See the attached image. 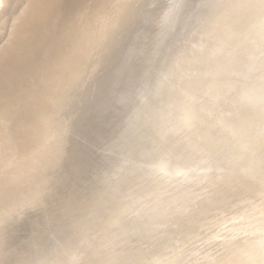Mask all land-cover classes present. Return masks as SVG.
Instances as JSON below:
<instances>
[{
  "label": "rangeland",
  "instance_id": "1",
  "mask_svg": "<svg viewBox=\"0 0 264 264\" xmlns=\"http://www.w3.org/2000/svg\"><path fill=\"white\" fill-rule=\"evenodd\" d=\"M148 1L152 4L151 7L157 5L155 6L156 9L152 7V12L154 11L153 14L155 16L153 17L152 14L151 18L153 20L150 19L149 25L147 24V34L149 35H146L145 48L143 47L142 49L144 51L141 52V57H138L140 59L137 60L139 63L137 62L138 65L136 64V67L140 71H137L135 67L133 75L138 73L135 76L132 75L127 81V84L130 83L129 85L132 88L126 84L124 86L125 89H123L128 93H125L122 89V92L120 91L122 95L120 92L116 94V99L119 94L120 97H118L117 101H113L115 108L112 107L114 111H111L109 115L108 125L102 128L103 131L100 130L99 133L94 134L92 128L94 121L93 117H91V109H82L80 113H77V111L79 110L78 106L90 97L87 93L94 90L98 81L105 74L106 65L111 63V59L99 62L107 48L105 38L107 34L113 33L112 35H114L120 29L123 24L122 21L126 19L125 17L129 16L131 18V16H136L141 11L144 3ZM151 1H105L100 15L101 18L99 17L97 21L99 27L98 42H92L85 46L86 56L83 59L84 61L82 60L79 63L83 71H77L79 73L77 78L74 77L72 80L73 84L71 83L66 88L64 103L56 104L57 106L54 104L55 110L52 114V119L56 127L58 126V129H62L56 131L55 127L51 130L49 129L50 131L45 135L42 145H39V152L32 162H25L21 152H14L15 162H12V168L4 171L1 176V179L7 178L12 183H18L20 189L27 194H25L20 205L15 206L10 214H8V217H0V229H3L5 235L10 237L11 249L22 248L24 251H29L35 258L34 264H54L56 257L63 256L66 252L67 255L63 264H81L86 260L87 262L92 261V264L95 261V264H111L114 261H118V264H139V261L133 257L147 252V250H150L148 253L152 251V256H148L145 262L147 264H155L156 259L160 256H162L161 261L165 263L170 262V264H237L238 262H241V264H264V236L258 234L250 236L239 231L240 228L245 226L261 227L264 229V183L256 184L251 189H245L247 181L251 180L254 174H256L255 171H252L249 175H245L243 168L246 164H240L241 161H237L239 164L233 166L228 180L220 177L217 178V175L226 172L227 168L231 167V161H228V164L223 163L217 169L212 170L211 181H198L194 183L193 178L186 179L178 185L179 191L171 199V203L166 205L165 201L173 195H169L170 193L168 192L171 188H174L175 181L172 180V172L176 169L178 163L187 162L196 152L206 149L217 152L222 150V146H226V143L221 142L223 130L219 129L216 130L218 132H214V138L207 145V148L201 147L193 151L191 140L199 133L198 125L188 130L184 129L177 135H171L163 139L160 132L173 123L176 112H174V108L172 107L166 110L163 116L158 117L157 115L161 109L173 104L181 105L180 109L182 110H188L202 104L205 100L207 91L218 72V70L211 68V64L216 54L226 47L229 42L228 35L225 32L228 28L227 25L229 24L228 26H230L232 23L231 19H233V15L230 14L232 0H219L215 7L205 12L186 10L189 0ZM23 2L24 0H21L19 3L18 9L20 11L18 10L15 14L17 17L23 12L24 8L26 10V6L31 0ZM149 2L148 4H150ZM159 2H162V6ZM157 10V13L161 14V16L157 13L155 14ZM162 11H164L163 14ZM95 12V9L89 7L79 13L77 15L78 26L81 27V24L84 22L82 19L86 14L90 13L93 16ZM188 15L189 18H186ZM25 17L26 13L22 14L20 19H24ZM14 20V15L13 17H8V27L4 31L5 35H3L5 37L0 39V52L13 27L12 25H14ZM151 21L153 22L152 24ZM112 27L114 28L112 29ZM47 34L51 35L52 33L47 32ZM73 35L69 50L74 49L79 42L77 41V31ZM152 37L153 40L151 39ZM148 39H151V42ZM257 42L258 40L254 41L253 44ZM144 59L145 61H143ZM140 61L144 64L140 63ZM68 79L71 80V77L69 76ZM130 79L134 83H131ZM29 80L30 84L36 87L38 93L43 94L46 92V88L43 87L44 85L36 82L35 78H30ZM119 98L121 99L119 100ZM230 100L229 102H231ZM234 102L235 99H232L231 106L224 108L222 117L231 115V119L239 124V132L242 134L247 130L252 119L250 114L247 113L246 115L244 113V108H241L240 104H233ZM64 104L65 106L62 107ZM116 104L119 105L115 106ZM115 119L117 120L116 122ZM106 128L109 129V132H107ZM118 131L120 132L118 133ZM110 134L111 136H109ZM115 134H120L118 139ZM112 138L114 143L112 142ZM107 142L109 143L107 144ZM16 143H19V141ZM116 143L119 146L115 145ZM202 143L203 141L199 144ZM109 144L111 145L106 146ZM97 145L100 146V149L97 148ZM112 146L115 147V150L114 148H110ZM233 146L235 148L239 147L238 142L233 143ZM252 151V156L254 157L256 155V147ZM115 154L117 157L114 156ZM150 154L153 157L150 162H146L145 160ZM106 155H110L112 159ZM109 160L111 162L110 166ZM166 160L170 161L171 166L166 172L157 174L155 169L159 162ZM99 162H102V166ZM104 164L108 167H116L117 165L118 169L114 167V170L118 175H115L117 173H114L113 168H107ZM109 170L113 171L110 172ZM106 172L109 173L107 174ZM104 174L106 177H103ZM119 174L121 175L118 178ZM100 179L102 181H99ZM114 179H117L119 182ZM116 182L117 185L115 184ZM116 186L118 188L120 186V188L118 189ZM108 188H110V194ZM104 190L107 192H103ZM119 190H121L120 193L122 195L119 193ZM224 190L230 191V200L225 206L215 205L213 200L221 194L220 191ZM102 195L106 196L105 199H103ZM113 195L116 200L110 198L111 196L114 197ZM116 196H118V199ZM107 199H112L113 201H108ZM117 200L118 202H116ZM107 204L108 206L106 207L105 205ZM258 204H260V207H258ZM126 205L129 206L127 207ZM99 209H103L104 211L102 210L101 212ZM186 210H188L187 215ZM106 211L117 213L116 216L121 215L117 216L119 217L117 218L114 213H107L110 214L109 217L104 213ZM102 213L106 216H102ZM233 215H236V219L234 220L232 219ZM159 217L163 219L159 221L160 223L156 222ZM191 217L200 221L201 225L197 227L193 235L184 241L182 239L183 236L180 234L182 231L188 229ZM116 221L118 222L116 223ZM83 223L88 225L83 228L81 226ZM76 228L77 230L73 231ZM166 229H174V232L171 234L172 236L165 233ZM100 231L101 233H99ZM79 233L81 234L78 236ZM162 235L163 237H161ZM167 237L168 239H166ZM154 240H160L158 241L161 246L159 256L154 251V245L157 242ZM112 241L116 246L112 244ZM119 241L123 242L116 243ZM73 242L74 245L71 246ZM173 243L177 247L174 253L171 249L167 251V249L174 245ZM108 245L112 247L109 248L110 246ZM244 245H251V249L242 252L241 248ZM166 246L170 247L167 248ZM165 248L166 250H164ZM124 251L125 253L123 254ZM115 254L119 258L121 257V259ZM166 254H168L167 257ZM107 255L108 258L110 257L111 262L107 259ZM149 258L150 260L148 261Z\"/></svg>",
  "mask_w": 264,
  "mask_h": 264
},
{
  "label": "water",
  "instance_id": "2",
  "mask_svg": "<svg viewBox=\"0 0 264 264\" xmlns=\"http://www.w3.org/2000/svg\"><path fill=\"white\" fill-rule=\"evenodd\" d=\"M20 1L5 0L0 6V39L5 35L4 31L7 29L8 17H13L14 15L13 24L21 22L23 18L20 19V16L27 13L34 3V0H31L26 6V10L24 8L23 12L17 17L15 14L18 12ZM148 2L144 3L141 11L136 16H131V18L126 16L120 29L117 30L118 32L116 31L114 35H112L113 33L107 34L105 38L107 48L99 62L111 59V63L106 65L105 74L98 81L94 90L87 93L90 97L78 106L79 110L77 111V113H80L82 109H91V117H93L94 121L92 127L94 134L99 133L103 127L108 125L114 98L116 94L122 91L134 73L138 57L147 38V24L152 15V4H148ZM218 2L219 0H189L186 10L205 12L215 7ZM87 5L86 8H89L90 5ZM230 14L233 15L232 23L230 26H228L229 24L227 25L228 28L225 32L228 35L229 42L226 47L216 54L211 64V68L218 70V72L207 91L203 103L188 110H182L180 109L181 105L173 104L161 109L157 115L158 117L163 116L166 110L172 107L174 112H176L173 123L160 132L163 139L198 125L199 133L191 140L193 151L201 147L207 148V145L214 138V132L219 129L224 132H222L221 142L226 143V146H222V150L217 152L208 149L199 151L189 158L187 162L178 163L176 169L172 172V180L175 181L174 188H171L168 192L170 193L169 195H173L165 200L166 205L171 203V199L179 191L177 187L182 181L192 178L194 183L211 181V171L217 169L223 163L228 164V161H231V167L227 168V171L223 174H218L217 178L228 180L233 166L239 164L237 161H241L240 164H246L243 168L245 175H249L252 171L256 172L254 177L245 184V189H251L256 184L264 183V102H261L262 98H264V21L258 24V19L264 18V0L259 3L255 0H232ZM186 18H189V15ZM255 23L257 25L254 26ZM8 39L9 37L4 43L0 54L4 51L6 44H8ZM98 39L99 34L94 42L97 43ZM257 40L258 42L253 44ZM80 70L82 71V68ZM65 90L56 98L55 103L57 105L64 101ZM233 98L235 99L233 104H240L244 108V113L246 115L247 113L250 114L252 119L247 130L242 134L239 132V124L231 119V115L222 117L224 108L231 106L230 103H232ZM64 106L65 104L62 105V107ZM50 118L52 128L55 127V131L62 129L60 126V129H58V126L56 127L52 114ZM201 141L203 143L199 144ZM237 142L239 147L235 148L233 143ZM255 147L256 155L253 157L252 150ZM198 156L200 157L197 158ZM152 157L153 155L150 154L145 161L150 162ZM200 162H202L201 165ZM12 166V162L0 163V217L5 216V218L9 216L8 214L15 206L20 205L25 197V193L20 189L18 183L5 182V179H1L3 172L11 169ZM170 166L169 161H161L155 169L156 173L166 172ZM2 189H4L3 192ZM220 193L213 200V203L217 206H225L230 200V191L224 190L220 191ZM259 205L258 207H260ZM235 216L233 215V220L236 219ZM161 218L159 217L156 222L160 223L159 221L163 220ZM192 218H190L188 229L180 234L183 236L182 239L184 241L193 235L197 227L201 225L200 221ZM87 225L86 223L81 224L83 228ZM77 228L73 231H76ZM239 231L250 236L257 234L264 236V229L261 227L245 226L240 228ZM173 232L174 229H166L165 231L169 235ZM10 244V237L5 235L3 229H0V264H34L35 258L29 251H24L22 248L11 249ZM73 245L74 242L71 246ZM250 247L251 245H244L241 251L250 250ZM176 248V244L170 247L173 253ZM154 249L156 255L158 254L159 256L161 249L159 242L154 245ZM66 255L67 252L63 256H57L54 264H63ZM149 255L150 253L144 252L133 258H136L139 264H144ZM161 257L156 259L155 264H170L161 262ZM81 264H92V261L87 262L86 260ZM111 264H118V262L115 261ZM237 264H241V262Z\"/></svg>",
  "mask_w": 264,
  "mask_h": 264
},
{
  "label": "bare ground",
  "instance_id": "3",
  "mask_svg": "<svg viewBox=\"0 0 264 264\" xmlns=\"http://www.w3.org/2000/svg\"><path fill=\"white\" fill-rule=\"evenodd\" d=\"M5 0H0V6L4 3ZM106 0H34L32 8L26 13V17L19 23H15L12 27V30L9 33V39L7 41L4 51L0 54V162H15L14 158L15 153L21 152L25 162H32L39 152V145H42L45 135L52 128V121L50 115L53 114L55 110V100L60 95V93L65 90L71 83L74 77L77 78L78 72L81 69L80 61L86 56L85 46L89 43H92L96 40L99 34V27L97 24L98 18L101 15V12L104 8V3ZM115 1V0H114ZM153 1V0H152ZM151 1V2H152ZM160 1V0H159ZM163 1V0H162ZM260 2L261 0H255ZM26 2V0H24ZM23 2V3H24ZM169 2V1H167ZM150 3V2H149ZM157 3V2H156ZM154 3V4H156ZM160 5L162 2H159ZM90 5L91 9H95L96 12L93 16L90 13L86 14L82 21L81 27L78 26L77 15L83 12L86 7ZM153 4V5H154ZM165 4V1H164ZM173 4V3H172ZM87 5V6H86ZM157 5V4H156ZM154 5V7L156 6ZM167 5V4H166ZM121 6V5H120ZM133 6V5H132ZM162 6V5H161ZM125 7V6H124ZM153 7V6H152ZM151 7V11H152ZM153 7V9H154ZM158 7V6H157ZM166 7V6H165ZM127 8V7H126ZM125 9V8H124ZM156 9V7H155ZM158 9V8H157ZM162 9V8H159ZM177 9V8H176ZM19 10V9H18ZM20 11V10H19ZM154 12V11H153ZM152 12V14H153ZM158 10L155 12V14ZM109 13V12H107ZM115 13V12H114ZM121 13V12H120ZM164 11H162V14ZM167 13V11H166ZM171 13V12H170ZM159 14V13H157ZM161 16V14H159ZM16 16V15H15ZM111 16V15H110ZM155 15L153 14V17ZM158 16V15H156ZM108 17V16H107ZM116 17V15H115ZM152 17V16H151ZM101 18V17H100ZM160 18V17H159ZM12 19V18H11ZM152 19V18H150ZM156 19V17H155ZM153 20V19H152ZM115 21V20H114ZM264 18L258 19V24L262 23ZM10 22V21H9ZM150 22V20H149ZM153 22L151 21V24ZM162 23V22H161ZM10 24V23H9ZM101 24V22H100ZM150 24V25H151ZM149 25V24H148ZM257 23L254 24V26ZM100 26V25H99ZM153 26V25H151ZM8 27V26H7ZM108 27V26H107ZM157 27V26H156ZM114 27H112L113 29ZM151 28V27H150ZM102 29V25H101ZM116 30V29H115ZM154 30V28H153ZM161 30V29H160ZM77 31V41L76 47L72 50L70 49L71 39L74 36L73 33ZM114 31V30H113ZM152 31V30H151ZM7 32V30H6ZM47 32H51V35H48ZM155 32V31H154ZM157 32V31H156ZM104 33V32H103ZM159 34V33H158ZM106 35V34H105ZM149 35V34H147ZM5 37V36H4ZM149 37V36H148ZM3 39V38H1ZM153 40V37L151 38ZM150 39V40H151ZM155 39V38H154ZM149 40V39H148ZM149 40V41H150ZM156 40V39H155ZM1 42V41H0ZM151 42V41H150ZM149 42V43H150ZM154 42V41H153ZM146 44V42H145ZM153 45V43H152ZM78 46H80L78 48ZM97 46V45H96ZM73 47V46H72ZM151 47V46H150ZM145 48V47H144ZM94 49V48H93ZM144 51V50H142ZM141 51V52H142ZM262 51V50H261ZM92 52V51H91ZM140 56L141 57V53ZM146 54V53H145ZM97 55V54H96ZM148 56V55H147ZM91 59V58H90ZM140 59V58H138ZM84 61V60H83ZM145 61V59L143 60ZM86 62V61H85ZM138 62V61H137ZM139 63V62H138ZM140 63H142L140 61ZM144 64V63H142ZM138 65V64H137ZM146 65V64H145ZM142 66V65H141ZM140 66V67H141ZM138 67H136L137 70ZM139 70V69H138ZM137 70V71H138ZM78 71V72H77ZM83 71V70H82ZM140 71V70H139ZM138 73V72H137ZM136 73V74H137ZM135 74V75H136ZM88 75V74H87ZM133 75V76H135ZM69 76L71 80H69ZM140 76V75H138ZM30 78H35L36 81L40 84H43L46 88V92L38 93L36 87L30 84ZM142 78V77H141ZM131 80V79H130ZM134 80V78H133ZM144 80V78H143ZM132 81V80H131ZM131 83H134L133 81ZM73 84V83H72ZM87 84V83H86ZM127 84V83H126ZM130 84V83H129ZM127 84V85H129ZM133 85V84H132ZM139 85V84H138ZM129 87H131L129 85ZM134 87V86H133ZM132 88V87H131ZM125 89V88H124ZM123 89V91H124ZM130 89V88H129ZM174 89V88H173ZM205 89V88H204ZM207 89V88H206ZM139 90V89H138ZM131 91V90H130ZM40 92H42L40 90ZM122 92V91H121ZM120 92V93H121ZM125 92V91H124ZM123 92V93H124ZM127 92V91H126ZM125 92V93H126ZM132 92V91H131ZM124 93V94H125ZM128 93V92H127ZM123 94V95H124ZM120 95V94H119ZM117 95L118 97H120ZM122 95V93H121ZM130 96V95H129ZM128 96V98H129ZM122 98V97H121ZM119 98V100L121 99ZM116 97L114 101H117ZM131 99V98H130ZM234 99V98H233ZM58 100V99H57ZM128 100V99H126ZM234 101V100H233ZM57 102V101H56ZM125 102V101H124ZM261 102H264L262 98ZM64 103V102H63ZM114 103V102H113ZM127 103V102H126ZM129 103V102H128ZM55 104V105H54ZM69 104V103H68ZM121 104V103H120ZM123 104V102H122ZM114 105V104H113ZM119 105V104H118ZM117 104L115 106H118ZM73 106V105H72ZM126 106V105H125ZM130 106V105H129ZM234 106V105H233ZM114 107V106H113ZM235 107V106H234ZM115 108V107H114ZM118 108V107H117ZM120 108V106H119ZM125 108V107H124ZM242 108V107H241ZM237 109V108H236ZM117 110V109H116ZM120 110V109H118ZM114 111V110H112ZM122 111V110H120ZM116 112V111H115ZM145 112V111H144ZM155 112V111H154ZM242 112V111H241ZM125 113V111H124ZM111 114V113H110ZM114 115V113H112ZM172 114V113H171ZM116 115V113H115ZM119 115V113H118ZM122 116V114L120 113ZM225 115V114H224ZM112 116V115H111ZM113 117V116H112ZM234 117V116H233ZM243 117V116H242ZM239 118V117H238ZM112 119V118H111ZM118 119V118H117ZM113 120V119H112ZM120 120V119H119ZM122 120V118H121ZM243 120V119H242ZM245 120V119H244ZM117 120L115 119V122ZM114 122V121H113ZM235 122V121H234ZM248 122V121H247ZM110 123V122H109ZM112 124V123H111ZM109 124V126H111ZM114 124V123H113ZM122 124V123H121ZM107 126V125H106ZM114 127V126H113ZM54 128V127H53ZM109 128V127H108ZM116 128V127H115ZM84 129V128H83ZM82 129V130H83ZM112 129V128H111ZM109 132V129L106 128ZM113 130V129H112ZM116 130V129H114ZM121 130V129H120ZM85 131V130H84ZM83 131V133H84ZM101 131H103L101 129ZM111 131V130H110ZM120 131H118L119 133ZM218 132V131H216ZM77 133V132H76ZM106 133V132H105ZM115 133V132H114ZM107 134V133H106ZM105 134V135H106ZM109 134V133H108ZM112 134V133H111ZM111 134L109 136H111ZM116 135V134H115ZM118 139V135H116ZM102 136V135H101ZM108 136V137H109ZM78 137V136H77ZM92 137V136H91ZM94 137V136H93ZM105 137V136H103ZM107 137V135H106ZM102 138V137H101ZM100 138V139H101ZM111 138V137H110ZM109 138V139H110ZM94 139V138H93ZM104 139V138H103ZM106 139V138H105ZM108 139V140H109ZM115 139V140H117ZM107 140V141H108ZM121 140V139H120ZM218 140V139H217ZM19 143H16L18 142ZM86 141V140H85ZM111 141V140H110ZM112 138V142H113ZM106 142V140H105ZM111 142V143H112ZM116 142V141H115ZM82 143V141H81ZM102 143V142H101ZM100 143V146H101ZM109 142H107L108 144ZM114 143V142H113ZM112 143V144H113ZM121 143V142H120ZM105 145V144H104ZM106 145V146H110ZM114 145V144H113ZM117 145V143L115 144ZM98 146V145H97ZM98 146L97 148H99ZM119 146V145H117ZM105 147V146H104ZM96 148V150H97ZM107 148V147H106ZM110 148L115 147L112 146ZM117 148V147H116ZM124 148V147H123ZM184 148V147H183ZM100 149V148H99ZM103 149V148H102ZM101 149V150H102ZM111 149V150H112ZM186 149V148H185ZM108 150V149H106ZM113 150V152H115ZM42 151V150H41ZM66 151V150H65ZM104 151V150H103ZM102 151V152H103ZM125 151V150H124ZM84 152V151H83ZM106 152V151H105ZM109 152V151H108ZM104 153V152H103ZM197 153V152H196ZM118 154V152H117ZM120 154V153H119ZM144 154V153H142ZM135 155V154H134ZM141 155V154H140ZM107 156V155H106ZM105 156V158H106ZM116 156V154L114 155ZM99 157V156H98ZM107 157H110L107 156ZM117 157V156H116ZM104 158V159H105ZM136 158V157H135ZM103 159V158H102ZM108 159V158H107ZM110 159H112L110 157ZM115 160V159H114ZM134 160V159H133ZM175 160V159H174ZM104 161V160H103ZM116 161V160H115ZM122 161V160H121ZM140 161V160H139ZM106 162V161H104ZM109 166H110V160ZM125 162V161H124ZM123 162V163H124ZM170 162V161H169ZM100 163V162H99ZM114 163V162H112ZM116 163V162H115ZM130 163V162H129ZM98 164V163H97ZM102 166V162L100 163ZM108 164V163H107ZM122 164V162H121ZM146 165V164H145ZM96 166V165H95ZM100 166V165H99ZM105 166V164H104ZM103 166V167H104ZM121 166V165H119ZM124 166V164H123ZM72 167V166H71ZM113 168L114 167H108ZM117 167V165H116ZM115 167V168H116ZM26 169V168H25ZM118 169V167H117ZM122 169V168H121ZM20 170V169H19ZM73 170V169H72ZM98 170V169H96ZM105 170V169H102ZM111 170V171H113ZM129 170V169H128ZM30 171V170H29ZM74 171V170H73ZM110 171V170H109ZM110 171V172H111ZM115 171V170H114ZM127 172L126 170H124ZM104 172V171H101ZM100 172V173H101ZM97 173V171H96ZM107 174L109 172H106ZM105 173V174H106ZM114 173H117L116 171ZM121 173V172H120ZM75 174V172H74ZM104 174L103 177H106ZM122 174V173H121ZM118 178L120 177V175ZM124 174V172H123ZM60 175V174H59ZM66 175V174H65ZM83 175V174H82ZM115 175H118L115 174ZM94 176V175H93ZM123 176V175H122ZM52 177V176H51ZM116 177V176H115ZM129 177V176H128ZM98 178V177H97ZM102 178V177H101ZM113 178V177H112ZM117 178V177H116ZM122 178V177H121ZM46 179V178H45ZM83 179V178H82ZM6 180V181H5ZM5 182L8 181L6 178ZM95 180V179H94ZM115 180V179H114ZM121 180V179H120ZM23 181V180H22ZM99 181H102L101 179ZM115 181H118L117 179ZM79 182V181H78ZM107 182V181H106ZM109 182V180H108ZM113 182V181H112ZM119 182V181H118ZM57 183V182H56ZM121 183V182H120ZM125 183V182H124ZM133 183V182H132ZM49 184V183H48ZM55 184V182H54ZM100 184V183H99ZM109 184V183H108ZM113 184V183H110ZM117 185V182L115 183ZM6 185V183H5ZM4 185V187H5ZM76 185V184H75ZM114 185V184H113ZM121 185V184H120ZM132 185V184H131ZM56 186V185H54ZM59 186V184H58ZM70 186V185H69ZM90 186V185H89ZM104 186V185H102ZM111 186V185H110ZM109 186V187H110ZM3 187V188H4ZM105 187V186H104ZM117 187V186H116ZM129 187V186H128ZM49 188V187H48ZM64 188V187H63ZM115 188V186H114ZM118 188V187H117ZM120 188V186H119ZM118 188V189H119ZM32 189V188H31ZM56 189V188H55ZM105 189V188H104ZM123 189V187H122ZM131 189V188H130ZM144 189V188H143ZM167 189V188H166ZM4 189H2L3 192ZM42 190V189H41ZM102 190V188H101ZM110 194V188H108ZM114 190V189H113ZM99 191V190H97ZM104 190L103 192H105ZM121 190H119L120 193ZM128 191V190H127ZM183 191V190H182ZM51 192V191H49ZM107 192V191H106ZM105 192V193H106ZM116 193V191L114 190ZM113 192V193H114ZM57 193V192H56ZM104 193V194H105ZM114 193V194H115ZM178 193V192H177ZM27 194V193H25ZM52 194V193H51ZM58 194V193H57ZM101 194V193H100ZM99 194V195H100ZM108 194V193H107ZM121 194V193H120ZM124 194V193H123ZM131 194V193H130ZM94 195V194H93ZM122 195V194H121ZM120 195V196H121ZM126 195V194H125ZM132 195V194H131ZM181 195V194H180ZM3 196V195H2ZM54 196V195H53ZM90 196V195H89ZM98 196V195H97ZM109 197V195H107ZM114 196V195H113ZM119 196V195H118ZM118 196L117 199H118ZM102 197H104L102 195ZM106 197V196H105ZM105 197L103 199H105ZM132 198V196H130ZM41 198V197H40ZM49 198V197H48ZM57 198V197H56ZM68 198V197H67ZM116 200L115 196L110 197ZM121 198V197H120ZM174 198V197H173ZM180 198V197H179ZM183 198V197H182ZM65 199V198H64ZM101 199V198H100ZM102 199V200H103ZM126 199V198H125ZM129 199V198H128ZM53 200V199H52ZM108 200V199H107ZM112 200V199H109ZM108 200V201H109ZM92 201V200H91ZM95 201V200H94ZM106 201V202H108ZM113 201V200H112ZM255 201V199H254ZM105 202V200H104ZM115 202V201H114ZM118 202V200L116 201ZM126 202V201H125ZM138 202V201H137ZM160 202V201H159ZM181 202V201H180ZM185 202V201H183ZM46 203V202H45ZM48 203V202H47ZM112 203V202H111ZM110 203V204H111ZM182 203V202H181ZM37 204V203H36ZM58 204V202H57ZM96 204V203H95ZM101 204V203H100ZM105 204V203H103ZM109 204V203H108ZM105 205L106 207L108 206ZM113 204V203H112ZM111 204V205H112ZM129 204V203H128ZM257 204V203H256ZM117 205V203H116ZM121 205V204H120ZM183 205V204H182ZM66 206V204H65ZM127 207L129 205H126ZM196 206V205H195ZM34 207V206H33ZM91 207V206H90ZM113 207H115L113 205ZM48 208V207H45ZM78 208V207H77ZM96 208V207H95ZM94 208V209H95ZM103 208V207H102ZM110 208V207H109ZM112 208V207H111ZM116 208V207H115ZM166 208V207H165ZM168 208V207H167ZM175 208V207H174ZM17 209V208H16ZM43 209V208H42ZM98 209V208H97ZM96 209V210H97ZM104 209V208H103ZM102 209V210H103ZM177 209V208H176ZM174 209V210H176ZM38 210V208H37ZM90 210V209H89ZM100 210V209H99ZM102 210H100L102 212ZM107 210V209H105ZM110 210V209H109ZM112 210V209H111ZM114 210V208H113ZM112 210V211H113ZM123 210V209H122ZM171 210V209H170ZM180 210V209H178ZM35 211V210H34ZM84 211V210H83ZM91 211V210H90ZM94 211V210H93ZM98 211V212H100ZM104 211V210H103ZM117 211V210H116ZM115 211V212H116ZM126 211V209H125ZM166 211V210H165ZM172 211V210H171ZM184 211V210H183ZM188 214V210H186ZM97 212V211H95ZM124 212V211H123ZM180 212V211H178ZM52 213V212H51ZM58 213V212H57ZM86 213V212H85ZM104 213H114V212H104ZM119 213V212H118ZM127 214V212H125ZM131 214V212H129ZM163 213V212H162ZM50 214V213H49ZM56 214V213H55ZM76 214V213H75ZM82 214V213H81ZM93 214V212H92ZM115 214V213H114ZM117 214V213H116ZM115 214V216H116ZM124 214V213H123ZM105 215V214H104ZM102 213V216H104ZM110 217V214H107ZM112 215V214H111ZM121 215V214H119ZM117 215V216H119ZM185 215V214H184ZM55 216V215H54ZM85 216V215H84ZM106 216V215H105ZM113 216V215H112ZM116 216V217H117ZM176 216V214H175ZM179 216V215H178ZM191 216V215H190ZM5 217V216H4ZM3 217V218H4ZM101 217V216H100ZM163 217V216H162ZM83 218V217H82ZM97 218V217H96ZM103 218V217H102ZM108 218V217H106ZM112 218V217H111ZM114 218V217H113ZM119 218V217H117ZM169 218V217H168ZM201 218V217H200ZM75 219V218H74ZM101 219V218H100ZM99 219V220H100ZM109 219V218H108ZM121 219V218H120ZM126 219V218H125ZM124 219V220H125ZM128 219V218H127ZM188 219V218H187ZM68 220V219H66ZM104 220V219H103ZM122 220V219H121ZM131 221V219H129ZM40 221V220H39ZM109 221V220H108ZM111 221V220H110ZM123 221V220H122ZM168 221V220H167ZM178 221V220H177ZM186 221V220H185ZM188 221V220H187ZM2 222V221H1ZM64 222V221H63ZM88 222V221H87ZM98 222V221H97ZM101 222V221H99ZM118 221H116L117 223ZM113 223V222H110ZM115 223V221H114ZM136 223V222H135ZM60 224V223H59ZM92 224V223H91ZM123 224V223H122ZM126 224V223H125ZM182 224V223H181ZM187 224V222H186ZM14 225V224H13ZM38 225V224H37ZM51 225V224H50ZM106 225V224H105ZM104 225V226H105ZM116 225V224H115ZM124 225V224H123ZM130 225V224H128ZM30 226V225H29ZM133 226V225H132ZM131 226V227H132ZM161 226V225H160ZM172 226V225H171ZM3 227V226H2ZM1 227V228H2ZM71 227V226H70ZM90 227V226H89ZM99 227V226H98ZM107 227V225H106ZM105 227V228H106ZM130 227V226H129ZM187 227V226H186ZM4 228V227H3ZM64 228V227H63ZM79 228V227H78ZM95 228V227H94ZM93 228V229H94ZM102 228V225H101ZM126 228V227H125ZM156 228V227H155ZM9 229V228H8ZM62 229V228H61ZM68 229V228H67ZM89 229V228H88ZM92 229V231H93ZM103 229V228H102ZM100 229V230H102ZM186 229V228H185ZM107 230V229H106ZM109 230V229H108ZM118 230V229H117ZM121 230H123L121 228ZM120 230V232H121ZM182 230V229H181ZM180 230V231H181ZM105 231V230H103ZM115 231V230H113ZM125 231V230H124ZM137 231V230H136ZM176 231V230H175ZM79 232V231H78ZM159 232V231H158ZM46 233V232H45ZM95 233V232H94ZM101 233V231L99 232ZM111 233V232H110ZM130 233V232H129ZM36 234V233H35ZM34 234V235H35ZM89 234V233H88ZM93 234V232H92ZM103 234V233H102ZM118 234V232H117ZM125 234V233H124ZM99 235V234H98ZM97 235V237H98ZM112 235V234H110ZM116 235V233H115ZM171 235V234H170ZM174 235V234H173ZM177 235V234H176ZM31 236V235H30ZM101 236V235H100ZM119 236V235H118ZM117 236V237H118ZM167 236V235H166ZM172 236V235H171ZM34 237V236H33ZM109 237V236H108ZM116 237V239H118ZM121 237V236H120ZM119 237V238H120ZM163 237V235L161 236ZM170 237V236H169ZM175 237V235H174ZM173 237V238H174ZM69 238V237H68ZM132 238V237H131ZM191 238V237H190ZM111 239V238H110ZM114 239V238H113ZM121 239V238H120ZM157 239V238H156ZM168 239V237L166 238ZM171 239V237H170ZM169 239V240H170ZM177 239V238H176ZM37 240V239H36ZM90 240V239H89ZM92 240V239H91ZM100 240V239H99ZM109 240V239H108ZM107 240V241H108ZM112 240V239H111ZM125 240V239H124ZM165 240V239H164ZM173 240V239H171ZM170 240V241H171ZM179 240V239H178ZM177 240V241H178ZM98 241V240H97ZM155 241V240H154ZM157 242L160 240H156ZM155 241V242H156ZM183 241V240H182ZM78 242V241H77ZM96 242V240H95ZM106 242V241H105ZM110 242V241H109ZM115 242V241H114ZM119 241L116 243H122ZM154 242V243H155ZM156 242V244H157ZM175 242V240H173ZM181 242V241H180ZM103 243V241H102ZM160 243V242H159ZM87 244V243H86ZM109 244V243H108ZM113 244V241H112ZM165 244V243H164ZM163 244V246H164ZM171 244V243H170ZM174 244V243H173ZM12 245V244H11ZM85 245V244H84ZM89 245V244H87ZM102 245V244H101ZM114 245V244H113ZM180 245V243H179ZM107 246V245H106ZM110 246V245H108ZM116 246V245H114ZM113 246V247H114ZM85 247V246H84ZM88 247V246H87ZM93 247V246H92ZM110 246L109 248H111ZM119 247V246H117ZM135 247V246H134ZM167 247V246H166ZM170 247V246H169ZM167 247V248H169ZM183 247V246H182ZM86 248V247H85ZM107 248V247H106ZM116 248V247H115ZM149 248V247H148ZM180 248V247H179ZM47 249V248H46ZM94 249V248H93ZM101 249V247H100ZM120 249V248H119ZM123 249V248H122ZM139 249V248H137ZM145 249V248H144ZM177 249V248H176ZM82 250V249H81ZM106 250V249H105ZM118 250V249H117ZM152 250V247H151ZM166 250V248L164 249ZM162 250L163 252H165ZM170 250L167 249V251ZM103 251V250H102ZM112 251V249H111ZM115 253V249L113 250ZM143 251V250H142ZM146 251V250H145ZM150 250H147V252ZM182 251V250H180ZM110 252V250H109ZM122 252V251H120ZM162 252V253H163ZM224 252V251H223ZM105 254L104 252H102ZM101 253V254H102ZM125 251L123 252V254ZM132 253V252H131ZM152 251L150 252L151 255ZM154 253V252H153ZM161 253V252H160ZM159 253V255H160ZM178 253V252H177ZM119 254V253H117ZM115 254V255H117ZM134 254V253H133ZM171 254V253H170ZM169 254V255H170ZM188 254V253H187ZM109 255V254H108ZM109 259L110 261V257ZM111 255V254H110ZM113 257L114 254L112 253ZM136 255V254H135ZM138 255V254H137ZM149 255V256H150ZM155 255V254H154ZM164 255V254H163ZM168 254H166L167 257ZM175 255V254H174ZM182 255V254H181ZM192 255V254H191ZM152 256V255H151ZM158 256V255H157ZM88 257V256H87ZM102 257V256H100ZM105 258V256H103ZM118 257V255H117ZM155 257V256H154ZM161 257V256H160ZM171 257V256H170ZM181 257V256H180ZM185 257V256H184ZM97 258V257H96ZM148 258V257H147ZM151 258V257H150ZM148 259V261L150 260ZM159 258V257H158ZM165 258V256H164ZM192 258V257H191ZM98 259V258H97ZM106 259V260H107ZM113 259V258H112ZM115 259V258H114ZM124 259V258H123ZM136 259V258H134ZM173 259V258H172ZM232 259V258H231ZM102 260V259H101ZM171 260V259H170ZM188 260V259H187ZM193 260V259H192ZM205 260V259H204ZM100 261V260H99ZM132 262V260H130ZM138 261V260H137ZM155 261V260H154ZM104 262V260H103ZM111 262V261H110ZM115 262V261H114ZM118 262V261H117ZM146 262V261H145ZM152 262V261H151ZM163 262V261H161ZM94 264L96 263L93 262ZM98 263V262H97ZM102 263V262H101ZM129 263V262H127ZM137 263V262H136ZM156 263V262H155ZM170 263V262H169ZM179 263V262H178ZM191 263V262H190ZM134 264V263H133ZM147 264V263H145ZM151 264V263H150Z\"/></svg>",
  "mask_w": 264,
  "mask_h": 264
}]
</instances>
